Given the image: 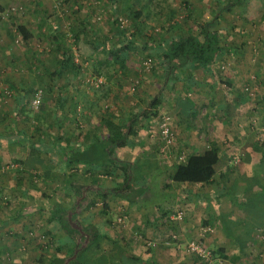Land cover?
Segmentation results:
<instances>
[{
    "label": "crops",
    "instance_id": "obj_1",
    "mask_svg": "<svg viewBox=\"0 0 264 264\" xmlns=\"http://www.w3.org/2000/svg\"><path fill=\"white\" fill-rule=\"evenodd\" d=\"M219 1L222 6L229 0ZM114 2L162 44L219 7L214 0H107V13L118 10ZM11 6L21 10L0 17V88L5 83L17 93L6 103L0 96V263L46 264L57 257L77 264L79 238L63 226L72 218L75 230L94 227L115 240L112 250L91 251L81 264L264 263V0L219 10L217 69L188 65L191 78L166 82L157 57L162 46L151 49L136 38L137 45L124 48L127 38L114 32L111 18L93 19L103 6L90 0H0V11ZM67 9L68 27L59 15ZM66 48L78 68L60 61ZM111 50L126 56L122 66ZM37 82L45 93L35 112L21 88ZM152 99L159 101L157 115L135 114L149 109ZM164 111L171 114L175 137L161 155L155 133ZM125 133L127 142L116 154L135 162L126 185L130 197L114 189L121 184L119 169L110 174L99 162L75 160L85 148L95 150L97 137ZM211 142L220 157L209 180L172 178L180 160ZM4 163L15 165L1 169ZM177 210L182 217L172 218ZM118 215L124 223H117ZM191 239L200 240L209 257L189 251Z\"/></svg>",
    "mask_w": 264,
    "mask_h": 264
},
{
    "label": "trees",
    "instance_id": "obj_2",
    "mask_svg": "<svg viewBox=\"0 0 264 264\" xmlns=\"http://www.w3.org/2000/svg\"><path fill=\"white\" fill-rule=\"evenodd\" d=\"M113 0H108L109 3H112ZM215 3L220 7L214 11L212 17L208 20L198 22L194 27H190L185 29L180 34H173L170 36V39L167 41L166 44H162L159 39L155 38L153 33L146 34L143 32L142 27L140 24L133 25L131 22L124 27H120L118 25V15H128L124 12V8L120 7V3L114 4L118 7L115 13H107L106 11L103 12V19L111 18V23L114 27V32L119 33L124 38H127V45L123 46L124 48H128L129 45H137L141 42H145L146 46H149L151 49L156 48L158 45L162 46V50L157 54H152L147 52V55H152L158 57V63L164 69L163 75V82L171 81L177 79L179 76H192L191 71H187L188 65L193 66L195 64H200L204 67H212L217 69V62L218 58L221 57L222 47L220 45V34L222 26L220 24V15L219 10H229L230 6L235 4L236 1L239 3L241 0H229L225 5L220 6L219 0H214ZM113 4V5H114ZM119 4V5H118ZM99 9V8H98ZM96 9V10H98ZM95 10V11H96ZM126 11V9H125ZM221 12V11H220ZM93 16V15H92ZM79 36H75L77 40ZM136 38L142 39V41H137ZM158 44V45H157ZM63 47V46H62ZM118 46L117 48H119ZM122 47V46H121ZM133 47V46H132ZM145 47V46H144ZM149 48V49H150ZM117 50H111L109 54H115V57L119 61V65L125 62L126 56L119 55L116 53ZM138 52V50H137ZM81 54V53H79ZM82 58L85 59L82 55ZM148 58V56H147ZM60 61L63 62V65H69L73 68H78V65L72 59L71 53L68 48H66L64 54L62 55ZM62 65V66H63ZM153 66V65H152ZM151 66V67H152ZM102 72V73H101ZM97 75L104 74L103 71H97ZM106 74V73H105ZM108 74V73H107ZM139 75V74H138ZM135 82L132 83V89H135L141 83V79L139 76L134 77ZM37 88V87H36ZM36 88L31 87H22L21 91L27 92V100L26 102L30 103V99L35 91ZM18 92V91H17ZM15 94V93H14ZM17 95V93L15 94ZM18 95L20 93L18 92ZM23 95V94H22ZM43 100V98H42ZM159 101L157 99H152L149 103V109H143L137 111L135 114H140L142 112H150V115H157L158 110L156 109V104ZM169 113V112H168ZM108 114V120H106V128L107 131L112 130L114 127V122L111 121V115ZM171 115V114H170ZM172 123V121H171ZM111 131H109L110 133ZM132 133V131H130ZM127 134L123 137H119L115 134H108L106 136H99L94 140L92 143L95 147V150H90V148H85L83 151L80 152V155L75 157V160L82 161L85 164H90L91 162H99L102 164L103 168H100L104 172L113 174L117 169L122 172L121 177V184L119 186H115L114 189L118 190L121 189L123 192H126L125 195L130 197V191L127 190L126 185L129 180L134 178V169H135V162L129 160H123L119 158L116 154V148L118 146L124 145L127 142ZM157 136V133H155ZM157 138V137H156ZM159 152H160V140L157 138ZM263 145V143H262ZM264 147V145H263ZM161 155H166L165 153H161ZM220 157L219 148L214 143L211 142L208 147H206L201 152H196L188 155L186 159L180 160L174 168V172L172 174V178L177 181H190V182H199V181H207L209 180L215 172V164L218 162ZM94 158V159H93ZM261 159L264 161V150H262V157ZM99 169V170H100ZM89 170V169H88ZM95 170V168H94ZM109 188H100L101 191H109ZM113 191V188L110 189V192ZM121 193V192H120ZM74 221L72 218L71 221H64V228H67L69 231H73L77 234L79 238V242L76 244L75 248H78L76 253V257L73 261H76L77 264H81L80 258L83 256H89L91 251H96L93 254L97 255L100 252H106L108 249H111V244L114 243V239L109 237L107 232H100L94 227L83 226L81 229L75 230L72 227L71 222ZM84 240H86L84 242ZM74 249V248H73ZM121 255V253H119ZM100 256L103 258L104 256L102 253ZM108 258V255H107ZM2 261V259L0 258ZM71 260L68 262L70 264ZM2 264V263H0ZM46 264H64V258L60 259L57 257H51L48 259Z\"/></svg>",
    "mask_w": 264,
    "mask_h": 264
},
{
    "label": "built area",
    "instance_id": "obj_3",
    "mask_svg": "<svg viewBox=\"0 0 264 264\" xmlns=\"http://www.w3.org/2000/svg\"><path fill=\"white\" fill-rule=\"evenodd\" d=\"M18 10L15 6H11L10 8H6L3 11H0V17H5L8 11H16ZM103 12L102 10L98 9L93 13V19L96 21H101L103 19ZM118 25L120 27H124L128 24L129 19L125 15H118ZM144 65L146 68H151L152 66V59L145 58ZM101 80L100 78H96L95 81ZM6 92H9L6 87L4 88ZM43 98V90L41 87H37L30 99V106L32 108H38L41 105ZM172 117L170 113L167 111L161 112L157 119V138L160 140V152L165 153L170 148V146L174 142L175 133L172 127ZM15 165L14 163H4L1 165V169H7ZM182 210H177L173 215L172 218H181L182 217ZM125 216L118 215L116 218L117 223H124ZM187 249L191 252H195L202 257H209V249L200 241L196 239H191L187 242ZM264 264V263H262Z\"/></svg>",
    "mask_w": 264,
    "mask_h": 264
},
{
    "label": "rangeland",
    "instance_id": "obj_4",
    "mask_svg": "<svg viewBox=\"0 0 264 264\" xmlns=\"http://www.w3.org/2000/svg\"><path fill=\"white\" fill-rule=\"evenodd\" d=\"M9 1H11V0H9ZM13 1H16V0H13ZM24 1H27V0H19V2H24ZM31 1H34V0H31ZM56 1H59V0H56ZM88 1V0H87ZM91 2H92V4H94V5H99L100 7L101 6H103V5H105V3H107V0H90ZM17 4H19V3H17ZM103 8H105V9H100V10H102V11H104L105 12V10H106V7L105 6H103ZM19 11L21 10V8H19L18 9ZM17 10V11H18ZM62 12V13H61ZM60 12V14L59 15H61V17H63V20H64V22L66 23V27H68V20H71V19H69V17H70V15H71V13H72V11H70L69 9H67L66 11L65 10H62ZM128 19H129V17H128ZM130 21V20H129ZM64 27H65V25H64ZM157 27L159 28V26L157 25ZM154 28V27H153ZM154 30V29H153ZM159 32V31H158ZM16 39H18L19 40V38H17L16 37ZM17 41V40H16ZM15 41V42H16ZM150 71L151 70H148V73L150 74ZM26 74V71L24 72V71H19L18 73H17V75H25ZM137 76H139V75H136V77ZM3 77H5V74H2V75H0V82L1 81H3ZM135 81V79H133V82ZM2 83V82H1ZM34 83H36V82H34ZM38 83V82H37ZM6 87V89H8V91L9 92H6L5 91V87ZM32 86V85H31ZM3 87V88H2ZM36 87H41L42 88V90H43V94L45 93L44 92V89H45V87L43 86V84H41V83H38V84H35L34 86H33V88H36ZM0 96H1V102L3 101V102H8L9 101V99L10 98H12L13 96H14V93L16 94V89H14V87H11L10 85L8 86V85H6L5 83L4 84H2V86H1V88H0ZM44 99V98H43ZM43 104V100H42V102H41V105ZM39 106L38 108H32L31 106V109H33V111H38L42 106ZM156 129H157V123H156Z\"/></svg>",
    "mask_w": 264,
    "mask_h": 264
}]
</instances>
